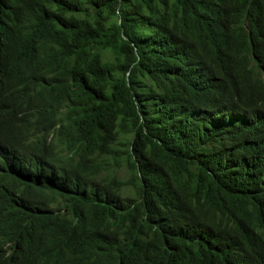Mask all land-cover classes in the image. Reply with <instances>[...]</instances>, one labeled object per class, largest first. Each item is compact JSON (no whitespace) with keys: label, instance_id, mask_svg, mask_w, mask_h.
Returning <instances> with one entry per match:
<instances>
[{"label":"trees","instance_id":"1","mask_svg":"<svg viewBox=\"0 0 264 264\" xmlns=\"http://www.w3.org/2000/svg\"><path fill=\"white\" fill-rule=\"evenodd\" d=\"M0 264H264V0H0Z\"/></svg>","mask_w":264,"mask_h":264},{"label":"rangeland","instance_id":"2","mask_svg":"<svg viewBox=\"0 0 264 264\" xmlns=\"http://www.w3.org/2000/svg\"><path fill=\"white\" fill-rule=\"evenodd\" d=\"M126 172L127 171H125V169L118 170L119 176L121 178H126L127 177V173ZM123 193H125V194H133V191H132L131 188L126 187V188L123 189Z\"/></svg>","mask_w":264,"mask_h":264}]
</instances>
